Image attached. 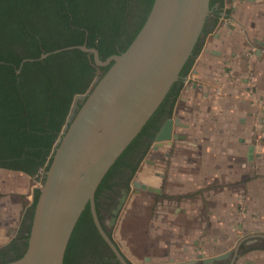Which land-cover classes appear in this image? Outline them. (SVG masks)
Here are the masks:
<instances>
[{"label":"trees","instance_id":"16d2710c","mask_svg":"<svg viewBox=\"0 0 264 264\" xmlns=\"http://www.w3.org/2000/svg\"><path fill=\"white\" fill-rule=\"evenodd\" d=\"M153 2L0 0V168L30 176L42 172L41 180L45 181L54 145L67 122L74 98L92 88L95 79L101 78L109 68L97 66L92 55L79 49L51 54L43 60L39 59L41 54L82 44L96 47L103 60L119 54L128 48L143 26ZM222 2L210 0L211 14ZM207 25L206 21L180 76L191 72L205 48ZM25 59L37 60L23 62ZM184 85L182 79L173 84L160 107L101 181L95 195L101 222L100 198L108 180L139 147H143L140 160L145 156L160 128L162 115L173 113ZM137 167L138 163L133 173ZM39 193L37 189L22 219V224L29 219L27 234L17 236L0 248V264L17 260L25 253ZM107 233L112 237L109 231ZM94 251L106 258L100 259V256L92 260ZM64 264H120L97 230L90 204L72 232Z\"/></svg>","mask_w":264,"mask_h":264},{"label":"water","instance_id":"95a60500","mask_svg":"<svg viewBox=\"0 0 264 264\" xmlns=\"http://www.w3.org/2000/svg\"><path fill=\"white\" fill-rule=\"evenodd\" d=\"M211 13L210 0H154L143 26L119 54L103 60L96 47L86 44L41 54L39 59L43 60L51 54L79 49L92 55L97 66L109 68L84 95L76 96L84 102L67 120L54 145L51 164L39 189L27 249L21 258L3 264H64L70 237L87 204L116 259L120 264H132L100 220L96 191L181 77ZM26 60L37 59L23 62ZM174 125L184 126L178 118L168 117L155 136L154 149L184 138L174 131ZM134 186L160 192L139 181H134ZM256 237L264 238V233L240 239L229 264H235L242 243Z\"/></svg>","mask_w":264,"mask_h":264},{"label":"rangeland","instance_id":"374dc122","mask_svg":"<svg viewBox=\"0 0 264 264\" xmlns=\"http://www.w3.org/2000/svg\"><path fill=\"white\" fill-rule=\"evenodd\" d=\"M199 56L195 60L193 69L186 76L185 85L171 117L177 113L182 114L200 134L184 137L182 142L178 140H174L171 144L165 142V145L158 149L153 148L155 144L153 141L139 162L137 172L131 178L133 184H129L124 204L117 214L113 213L119 197L116 196L117 192L101 198L102 222L132 264H172L177 260L187 261L200 255L202 257L217 255L223 250H232L235 242L244 234L253 233L255 229L264 232V209H251L245 201L248 200L250 203L251 197L253 201H258L261 197L246 192V189L239 185L241 182L237 180L229 183L228 155H224L226 161L221 164V169L225 170L224 174L219 169V158L217 156L212 158L213 146L201 144L203 132L208 139L206 143H211L214 135L211 126L227 128L229 122L234 125L239 119L233 114L232 117L229 116L228 100L223 96L215 99L218 87L224 88V91L228 89L223 79L224 70L221 71L220 77L216 75L217 72L211 74L210 78L207 76L203 88L197 85V81L195 87L192 82L190 83L188 77L197 69ZM245 66L248 69V64ZM239 77L235 76L236 83L231 87L232 90H236L238 103L244 105L248 87ZM78 100L80 98H76L74 102L78 103ZM83 101L84 98L79 104ZM217 104L224 111L221 116L213 112V107ZM197 138H200V143ZM168 145L172 147L168 148ZM215 149L229 151L226 144L217 145ZM207 150H211L209 156L216 160V163H210L207 167L205 162L206 177L198 179L196 172L200 173L198 170H202L201 161ZM186 169L189 170V177L182 175V171ZM41 178L42 172L38 176H30L0 168L2 225H13L18 232L25 213L34 201L35 191L44 183ZM134 181L151 185L160 189V192L137 189ZM232 189L235 194L228 193ZM229 197L236 200V208L234 205H229ZM252 206L257 207L259 204L254 203ZM245 216L255 221L251 225L247 224L248 230L243 226L239 227V223L244 222ZM17 232L12 233L11 239L17 235ZM6 243L0 244V247ZM260 245L262 242L252 244L257 247ZM147 258L149 261H146Z\"/></svg>","mask_w":264,"mask_h":264},{"label":"crops","instance_id":"0c3cea01","mask_svg":"<svg viewBox=\"0 0 264 264\" xmlns=\"http://www.w3.org/2000/svg\"><path fill=\"white\" fill-rule=\"evenodd\" d=\"M207 24L208 33L205 35L204 51L200 53V56L197 60V69L194 70V73L188 77V79L190 83L192 82L193 87H195V82L197 81V85H199L200 88H203V82H205L204 80L207 78V76L210 78L211 74L214 75L217 72L216 75H219L220 77L221 71L224 70L223 79H225L224 83H226L225 86L228 85V89L225 90V92L224 88L218 87L216 89L217 95L215 96V99L217 100L223 96L225 100H228V110L230 112L229 116L232 117V114L238 116L239 122L235 123L234 125H231L229 122L227 124L229 125L227 128H213V126H211L214 132V135L212 136L213 138H210L211 143H206L208 139H206L203 132V143L201 144L213 146L212 158L214 159L216 156L219 158V169L220 172L222 171L224 174L225 170L221 169V164L222 162L226 161L224 155H228L229 170L227 171V177L229 179V183L235 182L234 180H237L238 182H241L239 185L245 188L246 192L252 195H259L261 198L258 199V201H253L252 197L250 198V203L248 200L245 201L249 208H259L260 210H263L264 0H223L221 5L216 7L213 11V14L209 16L207 19ZM252 54L254 56H251ZM246 64H248V69H246ZM244 73L246 74L244 75ZM235 76H240L239 78H241L246 87H248L246 91V100L245 102L243 101L244 105H240L238 103V96L235 92L236 90H232L231 87L234 85V83H236ZM187 90L190 91L189 87H187ZM218 104L214 105L213 112L217 113L218 116H221L224 111L221 107H219ZM247 114L249 116H246ZM244 116H246V118H244ZM173 117L178 118L180 122L184 124L183 127L175 126V132L183 134L184 137L187 138H189L190 135L200 134L198 129H194V125L188 123V121L183 118L182 114L177 113L174 114ZM202 131L204 130L202 129ZM221 134L223 135L222 137ZM197 139L199 140L200 138ZM178 141L182 142L183 139ZM200 142L201 140H199V143ZM225 144L229 147L228 152H224L223 149H215L217 145L219 146ZM167 147L171 148L172 146L170 147V145H168ZM210 152L211 150H207L204 159L201 161L202 170H198L201 174L196 172V178L198 179L206 177V168L204 165L205 162H207V167L210 165V163H216V160L214 161L212 158H210ZM5 170L24 173L18 170ZM182 175L189 177V170H183ZM228 193L235 194L233 189ZM228 203L229 205H234L236 208V200L234 198L231 199L229 197ZM254 203L259 204V206L253 207L252 205ZM254 222L255 221H253L251 218L245 216L244 222L239 223V227L241 228V226H243L244 229L248 230V225H251V223ZM261 222L262 218L260 219V224ZM21 226L22 223L17 232L13 225H2L0 223V244L4 242H7L6 244H8L12 239L20 236L22 232ZM14 231L17 232V235L11 239L13 236L12 233ZM254 231L255 232L253 233H247L239 237L232 250H223L219 254L211 256L202 257L200 255L201 257H193L187 261L177 260L172 264L188 263L193 260L196 261L195 264H212L216 261H230L233 251L240 239L254 233H260L263 230L258 232L259 230L255 229ZM255 242H262V245L258 247L252 246V244H255ZM209 259L212 261L207 262ZM235 264H264V238H249L243 242Z\"/></svg>","mask_w":264,"mask_h":264},{"label":"flooded vegetation","instance_id":"af4514ba","mask_svg":"<svg viewBox=\"0 0 264 264\" xmlns=\"http://www.w3.org/2000/svg\"><path fill=\"white\" fill-rule=\"evenodd\" d=\"M187 77L185 76H181L179 79H182L185 81ZM78 95H82V94H78ZM77 96V95H76ZM76 97L74 98L73 100V103H72V106H71V109H70V112H69V115H68V118H72L73 115L77 112L78 108H79V103L80 101L82 100V97H80V100H78V103H75ZM75 105V106H74ZM75 107V108H74ZM169 106H167L168 108ZM172 114L170 113L169 114H164L162 115L161 117V125H160V128L161 126L163 125V123L166 121V119L168 117H171ZM159 128V129H160ZM158 129V131H159ZM157 131V132H158ZM157 134V133H156ZM155 139V137H154ZM143 149L142 148H138L137 150L133 151V153H131L130 155L127 156V158L125 159L124 163L122 164V166H120L119 170L117 172H115L111 177L110 179L108 180V186H106L104 188V190L102 191V194H101V198H106L107 196H110L112 194H116L117 192V195H119L118 199H117V203L115 204V209H118L120 206L122 208L123 204H124V201H125V198H126V195H127V188L129 186V184H133V181L131 180V177L137 172L133 173V167L139 162L141 161L140 160V155H141V150ZM138 169V167H137ZM100 198V200H101ZM120 208V209H121ZM114 210H113V213H114ZM29 224V219H26L24 221V223L22 224V227L24 229V231L22 230L20 236L24 235V234H27V225ZM101 254L97 251H94L91 255V257L93 258L92 260H96L98 258H100ZM103 258H106V256H101L100 259H103ZM229 260H226V261H223V262H220V261H216L212 264H229Z\"/></svg>","mask_w":264,"mask_h":264},{"label":"bare ground","instance_id":"6f19581e","mask_svg":"<svg viewBox=\"0 0 264 264\" xmlns=\"http://www.w3.org/2000/svg\"><path fill=\"white\" fill-rule=\"evenodd\" d=\"M174 127H175V125H174ZM161 148V147H160Z\"/></svg>","mask_w":264,"mask_h":264}]
</instances>
